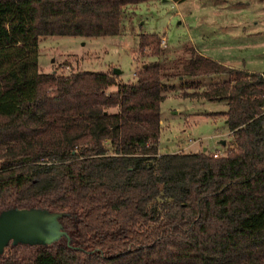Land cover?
Segmentation results:
<instances>
[{"label": "trees", "instance_id": "trees-1", "mask_svg": "<svg viewBox=\"0 0 264 264\" xmlns=\"http://www.w3.org/2000/svg\"><path fill=\"white\" fill-rule=\"evenodd\" d=\"M143 1L0 0V213H63L67 234L9 244L0 264H264V73L191 46L182 64L149 62L128 83L39 72L40 38L117 36ZM159 41L140 35V52L157 58ZM217 76L227 79L184 95L226 102L216 115L232 148L158 155L167 83Z\"/></svg>", "mask_w": 264, "mask_h": 264}, {"label": "rangeland", "instance_id": "rangeland-1", "mask_svg": "<svg viewBox=\"0 0 264 264\" xmlns=\"http://www.w3.org/2000/svg\"><path fill=\"white\" fill-rule=\"evenodd\" d=\"M186 29L207 56L229 61L238 69L264 73V0H183L177 6L162 0L143 1L126 8L122 33L117 36L40 38L38 69L44 74L57 71L64 75L79 71L112 74L117 70L122 83L133 82L144 64L159 60L170 67L188 60ZM142 34L165 37L167 44L159 41L164 53L157 58L150 48L141 53ZM225 79L194 80L189 90L200 94ZM167 84L161 104L160 155L203 150L209 155H226L233 146L232 136L224 117L216 115L227 110L226 102L198 97L187 100L181 94L187 87L177 80Z\"/></svg>", "mask_w": 264, "mask_h": 264}, {"label": "water", "instance_id": "water-1", "mask_svg": "<svg viewBox=\"0 0 264 264\" xmlns=\"http://www.w3.org/2000/svg\"><path fill=\"white\" fill-rule=\"evenodd\" d=\"M118 73L117 70L113 71V75ZM62 217H64L63 213L36 208L2 211L0 213V256L9 244L49 246L67 237L59 222Z\"/></svg>", "mask_w": 264, "mask_h": 264}, {"label": "crops", "instance_id": "crops-1", "mask_svg": "<svg viewBox=\"0 0 264 264\" xmlns=\"http://www.w3.org/2000/svg\"><path fill=\"white\" fill-rule=\"evenodd\" d=\"M162 2L163 3H167V2H172L174 5H178V4H180L181 3V1H179V2H173V1H170V0H162ZM126 8H128V7H126ZM126 8H125V10H124V17H125V11H126ZM177 14H179V13H177ZM124 17H123V21H124ZM179 24H181V23H179ZM186 33H188V40H186L185 39V42H187V43H189L190 44V46L191 47H193L194 48V50L196 51V53L197 54H199L200 56H203V57H205V58H209V59H211V60H213V61H215V62H217V63H219V64H221V65H223V66H226V67H228V68H233V69H237V70H243V71H245V72H248L249 74H252V73H254L255 71H251V70H246V69H243V68H235V67H233L232 65H230L228 62L229 61H225V60H222V59H219V58H216V59H214L215 57H211V56H207L203 51H201V49H198L197 47H196V42H195V39H194V37H192L191 36V34L187 31V29H186V31H185ZM158 36V38H162V36H160L159 34L157 35ZM165 38V37H164ZM166 40V44H167V39H165ZM179 43V42H178ZM115 76H117V78H118V80H119V75L117 74V75H115ZM120 81V80H119ZM179 83H182V85H184L185 83H189V85H188V87L191 85L190 83H192V85H193V81H185V80H183V79H178L177 80ZM184 86H187V85H184ZM195 87V86H194ZM174 88V85H173V87H172V89ZM191 88H193V86L191 87ZM190 88V89H191ZM185 91V90H184ZM181 92V94H182V96H183V98H185V99H187L188 100V98L189 97H185V95L184 94H192L193 92L192 91H190L189 89H188V91H185V92ZM187 92H189V93H187ZM199 100H201V99H199ZM202 100H205V99H202ZM206 101V100H205ZM213 102H215V101H213ZM217 102V101H216ZM227 106V105H226ZM226 123V122H225ZM230 134H231V132H230ZM223 145H225V144H223ZM204 151V150H203ZM158 154L160 155V153L158 152Z\"/></svg>", "mask_w": 264, "mask_h": 264}, {"label": "built area", "instance_id": "built-area-1", "mask_svg": "<svg viewBox=\"0 0 264 264\" xmlns=\"http://www.w3.org/2000/svg\"><path fill=\"white\" fill-rule=\"evenodd\" d=\"M165 42H166L165 38H160V44H161V45L164 46V45H165ZM216 156H218V155L216 154L215 157H216Z\"/></svg>", "mask_w": 264, "mask_h": 264}]
</instances>
